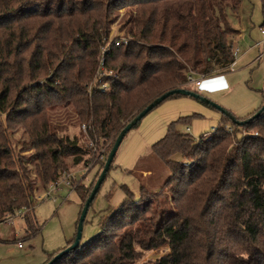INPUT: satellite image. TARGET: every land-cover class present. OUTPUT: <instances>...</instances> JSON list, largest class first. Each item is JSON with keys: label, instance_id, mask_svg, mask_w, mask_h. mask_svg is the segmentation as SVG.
<instances>
[{"label": "trees", "instance_id": "trees-1", "mask_svg": "<svg viewBox=\"0 0 264 264\" xmlns=\"http://www.w3.org/2000/svg\"><path fill=\"white\" fill-rule=\"evenodd\" d=\"M124 1L0 0V220L27 208L25 230L32 237L40 231L32 216L37 192L64 173L108 157L127 124L163 94L193 91L190 78L230 72L236 62L234 41L241 31L231 25L228 12L237 14L243 0H131L137 10L129 32L137 40L106 51L104 68L118 76L109 78L107 90L89 91L109 15ZM29 50L26 66H16L17 57ZM175 96L181 95L170 98ZM63 105L73 107L86 132L71 136L52 123L50 112ZM257 112L246 118L229 112L239 124L222 113L223 122L264 131V111L255 118ZM183 122L187 119L172 122L153 146L175 173L166 186L177 181L171 186L177 208L148 205L127 212L121 205L109 216L115 230H101L55 264H133L142 251L163 245L170 254L157 264H207L202 254L220 232L235 237V251L257 255L247 264H264V139L248 137L229 152L227 126L217 128L208 142L205 136L195 142L179 131ZM10 124L23 125L27 139L16 143ZM197 150L202 156L184 169L175 160ZM226 256L223 264H232Z\"/></svg>", "mask_w": 264, "mask_h": 264}, {"label": "rangeland", "instance_id": "rangeland-1", "mask_svg": "<svg viewBox=\"0 0 264 264\" xmlns=\"http://www.w3.org/2000/svg\"><path fill=\"white\" fill-rule=\"evenodd\" d=\"M132 4L131 0H125L109 15L110 30L99 49L98 67L94 78L89 82V91L103 84L110 86L109 78L118 76L115 70L101 68L103 52L111 46L116 47L118 41L125 40L127 43L124 46H127L130 42L137 40L129 32L137 10ZM228 13L231 25L241 31L242 37L234 44V47L239 48L240 52L232 70L221 74L226 80H229L227 90L222 87L213 93H208L198 89L196 84L190 82L188 88L197 91L234 116L246 118L264 105L262 92L264 90V44L257 45L264 40V35L261 33L264 21L261 1L243 0L237 14ZM40 23L38 25H41ZM237 38L238 36L235 41ZM30 53H32L31 50L21 53L15 61L16 66L25 67ZM98 72H101L102 75L99 76ZM44 79L45 77H39L38 80ZM55 100L59 102L57 98ZM50 118L52 123L59 126L64 133L71 136H79L84 133V124L78 122L72 106H57L50 112ZM181 118H186L187 122L178 126L179 131L195 142H199L203 136H205V142H208L211 134L217 128L227 126L226 130L231 135L230 141L226 143L229 152H232L233 148L241 142L246 141L248 137L264 139V131L259 129L241 128L237 130L228 124L230 122L225 124L222 112L199 99L175 96L165 100L125 136L112 168L89 208L83 225L81 245L88 243L103 229L109 232L115 230L116 225H111L108 222L109 216L121 205L126 204L127 212H136V209L148 205L152 209L166 210L170 208L174 211L177 208V197L172 192L171 186L176 187L178 183L173 181V185L166 186L173 176L175 177V173L156 156L153 146L166 137L169 125ZM188 128L189 131H187ZM7 130H14L12 134L16 143L27 139L24 135L23 125L10 124ZM83 139L86 140V137ZM20 154L28 157L31 152H21ZM201 156L202 153L197 150L193 157L185 158L183 155H176L175 160L181 162L179 165L184 169L186 164L195 162ZM106 160L107 156L98 157L88 168L80 166L74 169L72 173L76 178L73 180V190L70 191V195V192L64 190L58 193L57 199L55 196L42 201L37 199L32 213L40 229L36 236L32 237L26 233L25 224L21 220L16 221L13 226H0V264H45L51 255L66 249L68 243L73 242L75 238L81 209L102 172L99 171V166ZM96 162L97 164H95ZM92 166L94 167L92 168ZM26 167L30 171L33 169L31 163ZM146 171H150V173ZM31 176L33 179L35 173L32 172ZM39 183L42 186L41 182ZM142 187L147 193L141 196ZM42 193L43 190H40L36 197H40ZM145 216L149 218L151 215L146 214ZM216 237L202 254L208 259L207 264H223L228 260L226 255L231 256L232 264H247L257 256L255 254L249 257L247 253L235 251L236 246L233 243L236 240L235 237L230 238L223 232L217 234ZM19 243L22 244V248H19ZM257 245L253 249L257 248L262 251V245ZM169 254V246L163 245L158 250L142 251L133 264H157Z\"/></svg>", "mask_w": 264, "mask_h": 264}, {"label": "water", "instance_id": "water-1", "mask_svg": "<svg viewBox=\"0 0 264 264\" xmlns=\"http://www.w3.org/2000/svg\"><path fill=\"white\" fill-rule=\"evenodd\" d=\"M174 95H181V96H189L195 99H199L202 102L211 105L212 107L218 109L220 112H222L223 114L227 115L232 122L239 124L240 122L236 121L235 118L224 108H222L221 106L211 102L209 99L205 98L204 96L187 90V89H177V90H173V91H169L165 94H163L161 97L157 98L156 100H154L147 108H145L135 119L132 120V122H130L129 124H127V126L122 130V132L120 133V135L118 136L110 154L107 157V160L105 162L104 168L102 170V172L99 175V178L97 179L95 186L93 188V191L91 192L89 198L87 199L82 212H81V216L78 222V226H77V233H76V238L73 244H71L70 246H68L66 249L62 250L61 252H59L50 262H48L47 264H55L59 259H61L63 256L69 254L71 251L77 249L78 247L81 246V240H82V233H83V225L87 216V213L89 211V208L92 204V202L95 200L96 195L99 191V189L101 188L103 182L105 181L108 172L111 169L112 163L117 155V152L119 150L120 145L122 144L125 136L135 127L138 125V123L146 116L148 115V113H150L152 110H154L156 107H158L160 104H162L165 100H167L168 98H170L171 96ZM264 111V105L261 108V110L259 112H257L255 114V118L259 117L262 112Z\"/></svg>", "mask_w": 264, "mask_h": 264}, {"label": "built area", "instance_id": "built-area-1", "mask_svg": "<svg viewBox=\"0 0 264 264\" xmlns=\"http://www.w3.org/2000/svg\"><path fill=\"white\" fill-rule=\"evenodd\" d=\"M262 35H264V29L261 30ZM127 42L124 41H118L116 43V47H120L122 45H126ZM259 45V44H258ZM240 49L239 48H235L233 49V54L235 56V58L239 55ZM105 52H103V56H102V61H101V68L104 67V57H105ZM98 75L101 76L102 73L98 72ZM206 78H201V79H194V78H190V83H194L196 84L197 87H200L203 83V81ZM100 89L103 90H107L109 88L108 84H103L101 86H99ZM190 129L188 128L187 131H189ZM83 131L86 132L87 131V127L85 125H83ZM76 178V176L74 175V173H64L60 179L58 181H55L53 183H51L47 190L44 191L42 193V195L40 197H36L38 200H45L46 198H51L53 196H55V199H57V197H59L58 193L61 191L66 190L67 192H70L71 190H73V180ZM71 194V192L69 193V195ZM29 210L27 208L20 210L18 212H16L13 215H8L6 216L4 219L0 220V226H13L15 224L16 221H23L24 224V217L26 215V213ZM19 248H22V244L19 243L18 244Z\"/></svg>", "mask_w": 264, "mask_h": 264}, {"label": "crops", "instance_id": "crops-1", "mask_svg": "<svg viewBox=\"0 0 264 264\" xmlns=\"http://www.w3.org/2000/svg\"><path fill=\"white\" fill-rule=\"evenodd\" d=\"M242 34H240L239 36H238V38L236 39V41H234V44H235V42L237 43V40L238 39H240L242 36H241ZM259 45H261V44H264V40L263 41H261L260 43H258ZM257 44V45H258ZM262 55V54H261ZM210 78V79H209ZM209 78H206L204 81H203V83H202V85L200 86V87H197L198 89H200V90H203L204 92H210V93H213L216 89H220V88H222V89H226L227 90V86H229V80H226L225 79V77L223 76V75H221V74H219V75H215V76H212V77H209ZM191 86H192V84H191ZM206 87V88H205ZM191 88V87H190ZM144 172V171H143ZM146 172H148V173H150V171H146ZM144 174H146L145 172H144Z\"/></svg>", "mask_w": 264, "mask_h": 264}]
</instances>
